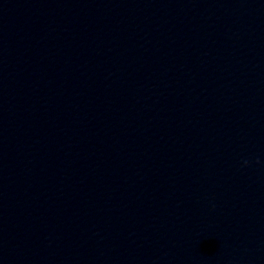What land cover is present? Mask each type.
I'll list each match as a JSON object with an SVG mask.
<instances>
[{"label":"clouds","instance_id":"1","mask_svg":"<svg viewBox=\"0 0 264 264\" xmlns=\"http://www.w3.org/2000/svg\"><path fill=\"white\" fill-rule=\"evenodd\" d=\"M245 163H247V162H245Z\"/></svg>","mask_w":264,"mask_h":264}]
</instances>
